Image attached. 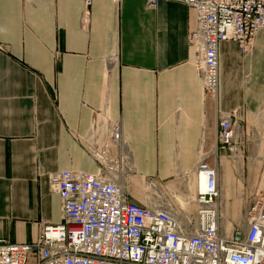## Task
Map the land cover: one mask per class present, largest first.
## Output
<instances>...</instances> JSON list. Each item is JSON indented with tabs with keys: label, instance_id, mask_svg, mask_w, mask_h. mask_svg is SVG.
Masks as SVG:
<instances>
[{
	"label": "crops",
	"instance_id": "crops-1",
	"mask_svg": "<svg viewBox=\"0 0 264 264\" xmlns=\"http://www.w3.org/2000/svg\"><path fill=\"white\" fill-rule=\"evenodd\" d=\"M194 24L175 1L151 9L146 0H0V232L9 243L29 244L61 222L48 175H96L90 150L105 146L119 178H133L130 200L141 202L133 192L147 182V203L165 201L179 220L192 213L178 208L195 203L202 156L217 169L220 194L219 172L226 186L233 180L227 160L240 170L254 159L247 191L264 185V29L245 53L220 44L219 88L208 95L189 43ZM227 113H235L233 156L217 141ZM113 123L118 145L109 144Z\"/></svg>",
	"mask_w": 264,
	"mask_h": 264
},
{
	"label": "built area",
	"instance_id": "built-area-1",
	"mask_svg": "<svg viewBox=\"0 0 264 264\" xmlns=\"http://www.w3.org/2000/svg\"><path fill=\"white\" fill-rule=\"evenodd\" d=\"M114 3L119 0H112ZM155 9L160 0H146ZM185 4L194 16L189 43L197 55L203 93L219 88V46L231 41L247 52L255 34L264 29V0H166ZM92 0H84L89 7ZM235 113L220 114L217 141L230 156ZM122 138L119 123L110 129L109 144ZM98 163L96 175L61 171L48 175V186L61 202V222L40 227L29 244L9 243L0 232V264H264V192L246 211L244 228L229 236L219 232L216 202L218 172L207 157L194 175L203 179L195 193L196 210L179 220L165 201L130 200L121 186L118 163L109 146L90 150Z\"/></svg>",
	"mask_w": 264,
	"mask_h": 264
},
{
	"label": "rangeland",
	"instance_id": "rangeland-1",
	"mask_svg": "<svg viewBox=\"0 0 264 264\" xmlns=\"http://www.w3.org/2000/svg\"><path fill=\"white\" fill-rule=\"evenodd\" d=\"M258 122L255 124V127H257ZM247 144H245L246 146ZM244 146V155L249 156V153L251 152L252 146L248 145V147ZM241 150V148H240ZM243 150V148H242ZM259 155L261 156V160L257 164L260 165L262 168L264 166V143L261 146V149L259 151ZM254 160V159H253ZM253 160H248L241 164L240 170H239V165L236 163L229 162L228 160L226 163L230 165L233 169V180H229L228 185L226 186L225 183V178L222 176V172H219L220 180L222 182V193L219 196V199L216 202V209L219 214L218 218V226H219V232L223 236H229V234L233 231H236L238 227H243L244 228V219L246 216V211L249 209L251 206V203L254 199H258L262 193L264 192V185L260 181V179L257 181L258 187L256 186L253 191L250 193L247 191V185L250 183V180L247 179L246 172L248 168L251 170V165L250 163H253L255 165V161ZM243 166V172H241V167ZM261 168V170H262ZM236 172H238V175H236ZM133 178L130 176H123L121 177V187L128 192H132V184L131 181ZM149 185L147 182L140 181L139 182V188H138V193H134V195L137 194L138 199L141 200L140 203H147V200L150 199V193L145 192L149 190ZM151 187V186H150ZM146 188V189H145ZM151 190V189H150ZM185 195V194H184ZM184 195H181L182 198H186ZM160 198H163L165 200V193H162ZM178 198V197H177ZM180 201V199H178ZM184 200V199H183ZM146 201V202H145ZM185 201L181 203V208H178L179 211L182 213L187 211V212H194L196 210V204L190 203L188 206L184 205ZM183 205L186 208H182Z\"/></svg>",
	"mask_w": 264,
	"mask_h": 264
},
{
	"label": "bare ground",
	"instance_id": "bare-ground-1",
	"mask_svg": "<svg viewBox=\"0 0 264 264\" xmlns=\"http://www.w3.org/2000/svg\"><path fill=\"white\" fill-rule=\"evenodd\" d=\"M197 178H198V189H197V191H199L200 189L203 188V179L199 178L198 175H197Z\"/></svg>",
	"mask_w": 264,
	"mask_h": 264
}]
</instances>
